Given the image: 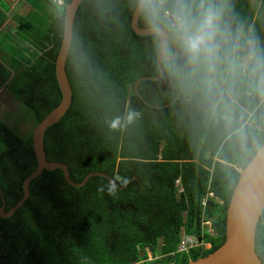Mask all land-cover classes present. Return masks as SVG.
Wrapping results in <instances>:
<instances>
[{
	"label": "trees",
	"instance_id": "1",
	"mask_svg": "<svg viewBox=\"0 0 264 264\" xmlns=\"http://www.w3.org/2000/svg\"><path fill=\"white\" fill-rule=\"evenodd\" d=\"M16 1L0 0V28L11 13L28 44L0 39L8 42L0 50V87L13 107L0 120L5 211L21 200L23 182L37 167L31 128L61 100L55 59L64 5L71 0ZM227 3L232 27L264 48V0ZM135 5L80 3L65 64L71 104L44 135L47 161L66 164L76 183L104 172L115 181V195L103 177L74 188L59 169L44 170L15 213L0 218V264H185L224 242L226 209L239 177L234 168H244L264 143V106L241 97L233 126L225 127L175 81L168 61L161 63V78L140 81L134 93L137 79L159 74L158 41L131 29ZM138 26L145 28L140 16ZM240 126L243 139L235 131ZM182 231L211 247L177 252ZM255 250L264 264V211Z\"/></svg>",
	"mask_w": 264,
	"mask_h": 264
},
{
	"label": "clouds",
	"instance_id": "2",
	"mask_svg": "<svg viewBox=\"0 0 264 264\" xmlns=\"http://www.w3.org/2000/svg\"><path fill=\"white\" fill-rule=\"evenodd\" d=\"M135 6L147 31L165 49L170 74L213 119L231 128L241 97L264 106V48L232 27L227 0H136ZM235 131L244 138L243 126ZM116 191L109 184L108 194ZM203 224L212 231L209 222ZM184 235L182 231L180 238ZM193 238L200 243L195 248L210 245Z\"/></svg>",
	"mask_w": 264,
	"mask_h": 264
},
{
	"label": "water",
	"instance_id": "3",
	"mask_svg": "<svg viewBox=\"0 0 264 264\" xmlns=\"http://www.w3.org/2000/svg\"><path fill=\"white\" fill-rule=\"evenodd\" d=\"M82 1L71 0L64 7L63 32L59 51L55 59V77L61 93V100L49 114L34 128H31L32 148L36 157L37 167L23 182L24 194L21 200L7 212L1 207L0 218H9L15 213L29 196L30 182L40 176L44 170L59 169L62 171L65 182L74 188L84 186L92 176L103 177L110 184H115L112 177L100 171L86 174L80 183L73 182L69 177L67 165L61 162L47 161L44 151V135L47 128L57 123L71 104L72 90L66 75L65 64L71 46L75 14ZM138 19L139 15L135 7L130 20L132 31L140 36L151 35L146 28L138 26ZM163 61H167V55L161 43L158 42L156 62L159 74L155 77L146 76L137 79L134 82V93H138L137 86L140 81L145 79L154 81L162 77L163 69L161 63ZM238 171L239 177L226 209L224 242L208 255L189 260L185 264H263L255 250V238L257 226L264 211V143L259 147L248 164Z\"/></svg>",
	"mask_w": 264,
	"mask_h": 264
},
{
	"label": "rangeland",
	"instance_id": "4",
	"mask_svg": "<svg viewBox=\"0 0 264 264\" xmlns=\"http://www.w3.org/2000/svg\"><path fill=\"white\" fill-rule=\"evenodd\" d=\"M8 4L14 5L17 1L16 0H6ZM12 9V7H11ZM11 13H9V18L7 19V21L1 26L0 28V39H8L9 41H11L12 44H14L15 46H18L20 48H24L26 47L27 41L20 37L19 35H17L18 33V24L17 21L14 18L10 17ZM2 41V42H1ZM5 40H0V50L3 51L4 47L6 45ZM8 43V42H7ZM30 48V47H29ZM10 103H8L9 105ZM13 108V107H12ZM11 107H9L10 110H12ZM208 232L210 234H215L214 231H211L210 229H208ZM206 249H209L210 245H206V246H202ZM147 252V256H148V260L152 259L151 258V253L149 250H146Z\"/></svg>",
	"mask_w": 264,
	"mask_h": 264
},
{
	"label": "built area",
	"instance_id": "5",
	"mask_svg": "<svg viewBox=\"0 0 264 264\" xmlns=\"http://www.w3.org/2000/svg\"><path fill=\"white\" fill-rule=\"evenodd\" d=\"M199 245L200 243L195 238L184 235L180 238L177 252H187Z\"/></svg>",
	"mask_w": 264,
	"mask_h": 264
},
{
	"label": "crops",
	"instance_id": "6",
	"mask_svg": "<svg viewBox=\"0 0 264 264\" xmlns=\"http://www.w3.org/2000/svg\"><path fill=\"white\" fill-rule=\"evenodd\" d=\"M2 88L3 87L1 86L0 87V120H5L4 115L6 113V110L7 109L9 110V105H8L9 102L6 99L5 94H3V89Z\"/></svg>",
	"mask_w": 264,
	"mask_h": 264
}]
</instances>
